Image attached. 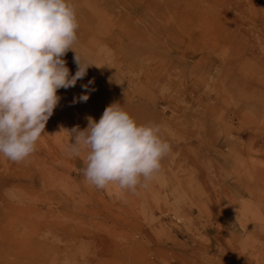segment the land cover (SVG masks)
<instances>
[{
    "label": "rangeland",
    "instance_id": "374dc122",
    "mask_svg": "<svg viewBox=\"0 0 264 264\" xmlns=\"http://www.w3.org/2000/svg\"><path fill=\"white\" fill-rule=\"evenodd\" d=\"M68 2L99 67L57 91L29 158L0 154V264H264V0ZM114 103L171 147L134 192L66 151Z\"/></svg>",
    "mask_w": 264,
    "mask_h": 264
},
{
    "label": "clouds",
    "instance_id": "9594fccd",
    "mask_svg": "<svg viewBox=\"0 0 264 264\" xmlns=\"http://www.w3.org/2000/svg\"><path fill=\"white\" fill-rule=\"evenodd\" d=\"M78 27L68 0H0V154L7 160L20 163L37 150L61 99L57 91L75 87L97 66L77 54ZM69 50L75 75L63 59ZM87 120V128L67 131L66 145L69 155L83 156L87 182L134 192L155 178L171 150L159 125L138 124L119 103L106 107L99 122Z\"/></svg>",
    "mask_w": 264,
    "mask_h": 264
},
{
    "label": "bare ground",
    "instance_id": "6f19581e",
    "mask_svg": "<svg viewBox=\"0 0 264 264\" xmlns=\"http://www.w3.org/2000/svg\"><path fill=\"white\" fill-rule=\"evenodd\" d=\"M10 207H5V208H2L0 207V219L3 217V216H8L9 213H10Z\"/></svg>",
    "mask_w": 264,
    "mask_h": 264
}]
</instances>
